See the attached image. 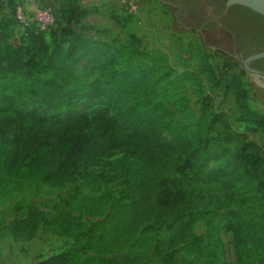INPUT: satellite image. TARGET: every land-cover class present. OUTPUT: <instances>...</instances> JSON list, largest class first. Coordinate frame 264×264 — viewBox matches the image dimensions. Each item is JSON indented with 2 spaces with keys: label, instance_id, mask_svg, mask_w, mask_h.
<instances>
[{
  "label": "trees",
  "instance_id": "obj_1",
  "mask_svg": "<svg viewBox=\"0 0 264 264\" xmlns=\"http://www.w3.org/2000/svg\"><path fill=\"white\" fill-rule=\"evenodd\" d=\"M11 3L10 20L0 24V58L11 62L0 64V176L15 170L32 180L48 179L51 185L61 186L74 167L94 165L120 149L123 154L111 163H122L128 177L126 191L118 197L105 191L82 200L68 199L70 209L63 212L29 209L18 201L13 207L16 219L0 224V235L29 240L42 228L74 236L71 246L36 264H147L145 253L153 235L166 223L170 238L156 244L150 258L153 264H173L178 243L206 264H227L219 223L231 215L240 264H252L250 255L259 257L260 252L256 234L264 233V196L255 193L246 156L212 135L221 124L229 139L243 142L241 133L231 131L225 112L206 102L195 114L177 90V80L184 73H177L168 58L156 51L145 52L150 61L132 54L134 41L114 44L86 38L81 31L73 33L67 45H49L45 34L54 29L41 30L31 23L21 42L14 44L18 2ZM88 12L76 5L71 14L77 21ZM198 49L210 77L225 92H233L238 106L235 119L260 126L264 137V114L248 106L240 76L226 71L217 75L207 60L209 54L201 46ZM24 56H29L25 62ZM83 60L84 68L93 65L77 76L76 66ZM20 62L21 67L14 66ZM33 63L37 70L25 67ZM94 71L98 76L85 85L84 92L77 82ZM97 95L106 96L113 111L102 107L91 114L66 113ZM46 122L55 124L56 130L36 128L35 124ZM164 127L170 137L163 133ZM252 145L245 141L243 148L248 151ZM212 161L218 164L212 166ZM81 203L90 216L102 219L73 214ZM234 204L251 205L254 215L245 219ZM220 210L224 212L217 214ZM209 215L214 221L203 241L191 233V226ZM112 237L120 241L114 243ZM261 249L264 260V245Z\"/></svg>",
  "mask_w": 264,
  "mask_h": 264
},
{
  "label": "rangeland",
  "instance_id": "obj_2",
  "mask_svg": "<svg viewBox=\"0 0 264 264\" xmlns=\"http://www.w3.org/2000/svg\"><path fill=\"white\" fill-rule=\"evenodd\" d=\"M11 1L0 0V24L10 20L8 16L11 14ZM44 1L35 0L36 3L42 5L45 4ZM14 2H21V0H14ZM75 4L87 8L89 11L77 21L71 14ZM52 5L56 25L52 27L54 29L52 32L48 29L45 34V43L49 45H67L73 33L82 31L86 38L114 44L134 41L131 53L144 61L151 60L145 52L156 51L166 56L177 73H184L183 78L177 80L180 84L177 90L188 99L193 112L197 115L200 114L208 102L212 108L225 112L227 120L232 125V132L243 135V142L231 140L221 124H217L212 130L214 138L224 141L235 152L246 156L249 173L253 175L252 182L256 188L255 193L264 196V137L262 129L255 124L235 119L238 106L233 92H225L223 86L218 85L217 81L210 77L206 60L200 54L198 46H201L202 50L209 54L207 60L217 75L226 71L229 74L236 73L240 76L246 88L248 106L252 110L264 114V87L257 85L251 79L249 72L244 68L239 58L231 57L225 51L215 48L209 40L205 42L197 32L179 26L170 9L159 0H140L138 10L133 13H128L115 0L87 2L54 0ZM5 8L8 11H5ZM17 35L19 39L20 33ZM28 59L29 56H24L22 61L25 62ZM84 63L85 60L76 66L77 76L86 74L90 66L93 65L90 64L84 68ZM0 64L10 66L11 62L0 58ZM14 66L21 67L22 62L16 63ZM114 66L118 67V64L116 63ZM25 67L38 69L37 63ZM97 76L98 72L94 71L88 76L81 77L77 83L86 92L85 85ZM102 107L113 111L109 99L104 95H97L86 99L81 104L72 106L66 113L85 111L91 114L94 110ZM35 125L36 128L52 132L57 128L55 124L49 122L44 123L43 126ZM163 133L170 137L168 128L164 127ZM245 141L253 144L251 150L246 151L243 148ZM122 154L123 152L117 149L94 165L84 166L80 164L74 167L71 170L69 181L61 186L51 185L48 179L32 180L29 175L19 174L15 170L0 176V224H9L16 219L13 207L18 201L27 203L29 209L63 212L70 209L68 199L82 200L83 196L100 195L105 191L114 192V196L118 197L126 191L128 172L123 168L122 163L114 164L111 163V160ZM216 164L218 161L211 162L212 166ZM82 205V203L77 204L73 214L87 220L98 221L102 219L103 216L101 215L90 216ZM235 205L238 213L245 219L248 220L254 215V209L251 205ZM223 212L224 210H220L217 214ZM212 217L209 215L196 220L191 226V233L206 241L209 223L214 221ZM219 227L226 251L227 264H240V251L236 245L233 217L228 215L223 218ZM169 238L170 231L167 224H160L153 235L152 246L145 253V259H148L147 264H153L150 258L154 253L156 244ZM74 240V236L59 235L42 228L29 240H15L12 235H0V264H36L40 259L71 246ZM118 241L120 238L116 241L113 239L112 242ZM256 241L260 246L259 257L251 254L250 260L252 264H264L261 249L264 245V233H257ZM246 247L251 248L249 240L246 242ZM173 258V264H206L202 258L187 254L184 251L183 243L176 244Z\"/></svg>",
  "mask_w": 264,
  "mask_h": 264
},
{
  "label": "flooded vegetation",
  "instance_id": "obj_3",
  "mask_svg": "<svg viewBox=\"0 0 264 264\" xmlns=\"http://www.w3.org/2000/svg\"><path fill=\"white\" fill-rule=\"evenodd\" d=\"M159 1L170 9L179 26L197 32L205 42L209 40L215 48L242 63L248 56L264 50V15L259 12L240 4H229L226 8L227 0ZM249 64L264 74V57Z\"/></svg>",
  "mask_w": 264,
  "mask_h": 264
},
{
  "label": "built area",
  "instance_id": "obj_4",
  "mask_svg": "<svg viewBox=\"0 0 264 264\" xmlns=\"http://www.w3.org/2000/svg\"><path fill=\"white\" fill-rule=\"evenodd\" d=\"M119 3L128 13H133L138 10L140 0H115ZM16 19L18 24L29 25L34 24L41 30H47L49 27L56 25V18L52 12V7L48 4H33V14L29 18L25 13V8L22 2H18L16 6Z\"/></svg>",
  "mask_w": 264,
  "mask_h": 264
},
{
  "label": "water",
  "instance_id": "obj_5",
  "mask_svg": "<svg viewBox=\"0 0 264 264\" xmlns=\"http://www.w3.org/2000/svg\"><path fill=\"white\" fill-rule=\"evenodd\" d=\"M82 2H87L90 0H81ZM93 1V0H92ZM229 4H240L244 5L256 12L264 15V0H227L226 8ZM225 8V9H226ZM264 57V50L254 53L247 58L243 59L244 68L249 72L251 79L258 85L264 87V74H262L258 69L253 68L249 61L257 58Z\"/></svg>",
  "mask_w": 264,
  "mask_h": 264
},
{
  "label": "crops",
  "instance_id": "obj_6",
  "mask_svg": "<svg viewBox=\"0 0 264 264\" xmlns=\"http://www.w3.org/2000/svg\"><path fill=\"white\" fill-rule=\"evenodd\" d=\"M53 1L54 0H45L44 3L48 4L52 7ZM90 1H92V0H90ZM21 2L23 3V6L25 8L26 15L29 18H31L32 14H33V4L35 3V0H21ZM5 11H8V9L5 8ZM25 28H26V26L22 25V24L15 25L14 37L11 40L14 44H19L21 42V39H22L23 35L25 34ZM17 33H20L19 39H18L19 36L17 35Z\"/></svg>",
  "mask_w": 264,
  "mask_h": 264
}]
</instances>
